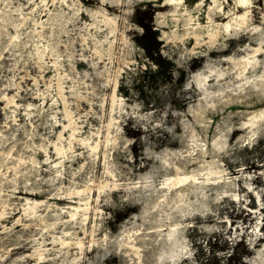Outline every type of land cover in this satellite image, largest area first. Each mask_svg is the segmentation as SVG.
I'll use <instances>...</instances> for the list:
<instances>
[{
  "label": "rangeland",
  "instance_id": "rangeland-1",
  "mask_svg": "<svg viewBox=\"0 0 264 264\" xmlns=\"http://www.w3.org/2000/svg\"><path fill=\"white\" fill-rule=\"evenodd\" d=\"M0 264H264V0H0Z\"/></svg>",
  "mask_w": 264,
  "mask_h": 264
}]
</instances>
